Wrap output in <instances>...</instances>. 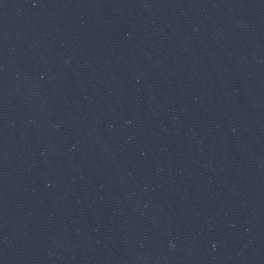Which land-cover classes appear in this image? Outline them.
Masks as SVG:
<instances>
[{
  "label": "water",
  "instance_id": "95a60500",
  "mask_svg": "<svg viewBox=\"0 0 264 264\" xmlns=\"http://www.w3.org/2000/svg\"><path fill=\"white\" fill-rule=\"evenodd\" d=\"M0 264H264V0H0Z\"/></svg>",
  "mask_w": 264,
  "mask_h": 264
}]
</instances>
